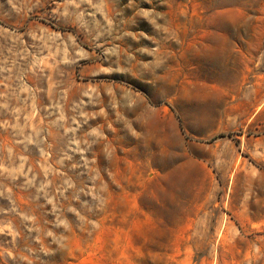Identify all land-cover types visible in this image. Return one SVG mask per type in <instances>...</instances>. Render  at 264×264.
Returning a JSON list of instances; mask_svg holds the SVG:
<instances>
[{"label":"rangeland","instance_id":"rangeland-1","mask_svg":"<svg viewBox=\"0 0 264 264\" xmlns=\"http://www.w3.org/2000/svg\"><path fill=\"white\" fill-rule=\"evenodd\" d=\"M0 264H264V0H0Z\"/></svg>","mask_w":264,"mask_h":264}]
</instances>
